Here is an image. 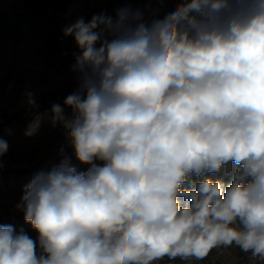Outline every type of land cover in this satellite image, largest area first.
I'll list each match as a JSON object with an SVG mask.
<instances>
[{
  "label": "clouds",
  "instance_id": "clouds-1",
  "mask_svg": "<svg viewBox=\"0 0 264 264\" xmlns=\"http://www.w3.org/2000/svg\"><path fill=\"white\" fill-rule=\"evenodd\" d=\"M64 34L81 52L78 87L51 122L88 167L63 155L34 175L17 210L37 236L0 223V264L202 261L231 247L264 264V0H175L150 20L121 8Z\"/></svg>",
  "mask_w": 264,
  "mask_h": 264
},
{
  "label": "rangeland",
  "instance_id": "rangeland-1",
  "mask_svg": "<svg viewBox=\"0 0 264 264\" xmlns=\"http://www.w3.org/2000/svg\"><path fill=\"white\" fill-rule=\"evenodd\" d=\"M27 1L0 0V138L8 144L0 157V223L23 229L35 239L37 233L17 210L25 186L35 174L58 164L63 155L71 157L79 171L88 167L76 160L65 130L51 122L52 106H64L65 98L78 87L74 65L81 52L64 29L80 18L87 23L102 13L115 19L121 8L140 10L145 20L163 18L175 8V0H29L38 2L34 7H28ZM37 120L36 133L26 135ZM158 264L249 261L231 247L214 249L202 261L165 258Z\"/></svg>",
  "mask_w": 264,
  "mask_h": 264
},
{
  "label": "trees",
  "instance_id": "trees-1",
  "mask_svg": "<svg viewBox=\"0 0 264 264\" xmlns=\"http://www.w3.org/2000/svg\"><path fill=\"white\" fill-rule=\"evenodd\" d=\"M26 1H27V0H26ZM37 3H38V2H35V1H32V2L29 1V0L27 1V5H28V7H34L35 5H37ZM38 5H39V4H38Z\"/></svg>",
  "mask_w": 264,
  "mask_h": 264
}]
</instances>
